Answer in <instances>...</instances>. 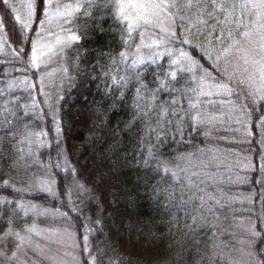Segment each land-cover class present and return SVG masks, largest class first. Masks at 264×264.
I'll return each instance as SVG.
<instances>
[{
	"label": "snow or ice",
	"instance_id": "1",
	"mask_svg": "<svg viewBox=\"0 0 264 264\" xmlns=\"http://www.w3.org/2000/svg\"><path fill=\"white\" fill-rule=\"evenodd\" d=\"M96 6L110 7L113 20L121 26L124 48L117 54H109L105 65H97L106 85L105 93H118L123 99L129 84L135 81L134 115L126 127L131 128L137 120L141 122L145 133L141 139V153L146 155L142 166L151 167L162 178H169L167 186H153L157 200L174 203V187H178L179 206L185 210V217L189 209L195 211L196 215L191 216L192 224H196L199 218L202 226L205 220H218V210L231 209L238 198L226 196L220 190L207 191V186L217 179L213 168L219 167L218 155L212 154L204 159V150L198 149L197 152L179 154L173 160L165 159L160 155L159 147L151 143L152 133L158 145L165 136L173 141L178 137V142L183 143L185 126L196 131L231 121L239 126L236 131L249 135L248 120L253 112L260 114L259 123L264 128V0H184L183 3L178 0H106L102 5H97V0H40L39 5L37 0H21L19 7L12 0H0V7L4 9V14H0V53L7 49L10 62L20 65L14 70L24 74L0 88V131L6 133L9 141L16 140L21 134L23 138L17 143L27 145V157L41 170L40 178L29 182L27 188H17L8 180H4L0 187L28 196L44 194L66 208H47L31 200L0 197V206H8L7 218L0 213V222L6 224L0 233V259L7 264H26L30 259L29 251L43 255L45 246L34 238L65 248L68 245L64 241L68 240L71 247H76L75 233L70 231L72 217L69 213L80 221L83 252L89 251V234L95 231L90 224L101 225L99 219L93 221L80 210L84 202L81 197L94 199L93 190L80 180L77 169L68 159L61 143L63 128L58 118L59 108L50 101L49 93H44V103L51 116L54 141L47 140V132L43 129L28 131L37 118L43 122L44 109L39 107L33 94L37 84L27 74L37 75L40 91L44 92L45 78L52 76L46 66L55 60L63 77L55 87L62 88L64 83L71 85L73 77L69 75V67H78V49L82 47L79 42L82 35H86V32L79 31L77 21L91 18ZM38 9L40 17L37 16ZM5 16L11 19L6 20ZM53 23L60 31L51 40L48 37L53 34L46 29ZM6 24L12 28L13 36L19 35V47L9 43ZM34 25L37 28L34 29ZM26 48L30 52L25 51ZM193 52L199 59L192 55ZM201 61L209 67H204ZM149 70L154 77V88L143 82V75ZM17 89L23 90L26 96H13ZM161 93H166L170 99L157 104ZM54 99L58 103L63 95L57 92ZM20 129L24 131L21 133ZM53 143L57 149L56 159L49 155L48 163H42L39 150L51 149ZM16 151L25 153V148L19 147ZM19 159H24V155ZM261 167L264 169V164ZM53 169L62 177L64 197L57 190ZM30 175L35 176V173ZM201 176L207 179H200ZM227 179L231 180V177ZM237 180L246 181L247 177H237ZM224 215L227 217L229 213ZM56 217L62 218L67 227L41 228L37 223L40 219L49 222ZM248 231L253 239L259 236L264 242V236L256 231L255 225H250ZM216 237L217 233L213 232L209 239ZM10 241L11 250L8 249ZM237 243L243 245L244 242ZM216 247L213 243L210 250L214 257H219L220 264H264V259L259 258L264 256V249L258 255L251 249L234 247L232 251L241 254L236 259L216 253ZM99 254L104 255L102 251ZM69 256L70 253H61L58 248L55 254L45 259L50 264H81L78 256L71 255L70 260L67 259ZM83 264H97V256H87Z\"/></svg>",
	"mask_w": 264,
	"mask_h": 264
},
{
	"label": "trees",
	"instance_id": "2",
	"mask_svg": "<svg viewBox=\"0 0 264 264\" xmlns=\"http://www.w3.org/2000/svg\"><path fill=\"white\" fill-rule=\"evenodd\" d=\"M39 3L40 0H37L38 5ZM105 3L106 0H97V5ZM0 14H4L2 7ZM37 16L40 17L39 9ZM5 19L11 18L5 16ZM77 26L79 31L86 32V35H82L79 42L82 47L78 49L80 56L78 67H69V75L73 77V82L71 85L64 83L62 87L63 99L59 100V115L63 128L61 143L65 146L68 159L77 169L80 180L93 190L94 199H86L83 206L87 207L85 212H89L92 220L101 221L98 231L94 234L96 243L98 242L101 247L104 244L108 248L107 253L96 248L98 255L100 251L104 254L103 257L100 255L101 261L107 263L105 259H109L108 261H116L119 264H208L209 257L213 255L210 250L208 224L203 222L201 226L199 218L196 224H192L191 216L196 213L191 209L187 218L185 217V210L179 206L181 196L178 187H174L176 192L174 203L167 204L164 200H157L153 186H167L169 178H162L151 167L142 166L146 155L141 153L143 147L141 139L145 135L141 122L137 120L131 128L126 127L134 115L133 104L137 84L135 81L129 84L123 99L119 98L118 93L113 95L105 93L106 85L97 65H105L109 54H117L124 50L121 26L113 20L108 6L93 7L91 18L78 20ZM5 28L10 32L14 43H20L19 35L13 36L12 28L7 24ZM192 55L199 59L196 52ZM10 60L8 53H0V88L5 87L7 81L24 75L14 70L20 65ZM204 67L207 68L209 65L204 63ZM153 81L151 70L145 72L143 82L148 84L149 88H154ZM16 95L23 98L26 93L17 89L13 92V96ZM168 99L170 97L166 93H161L156 103L160 104ZM42 115L43 122L37 118L28 131L35 132L38 128L47 126L54 141L52 120L47 108L44 107ZM259 115L253 112L251 119L248 120L250 132L248 137L240 135L241 141L236 140L237 142L234 141L227 146L223 145L219 150H214L215 138L230 135L226 125L207 129L202 127L196 131L185 126L183 143L178 142V137L173 141L165 136L158 145L155 134L152 133L151 143L159 147L162 157L169 160L182 153L197 152L198 149L204 150L206 154L204 159L216 151H219L222 157H237L238 150L246 146L247 155L243 156L251 159L254 168L247 174L248 179L242 182V185L222 183L223 192L242 194L250 192L254 210L250 214L256 220L257 229L262 231L264 228L258 210L264 213V169L261 167L264 164L262 160L264 137ZM23 131L20 129L21 133ZM0 137L3 138L0 139V185L4 180H8L17 188H27L28 183L35 179V176L30 174H36L39 168L27 157V146L17 143L23 138L22 135L18 134L16 140L9 141L6 133L0 131ZM241 142L243 143L240 146H235ZM19 147H24L25 153L16 151ZM51 149L55 152V143ZM21 155H24V159H19ZM13 164L15 167H11ZM215 170L214 167L213 172ZM57 175L59 193L64 197V185L60 182L62 177L59 172ZM209 189L215 191L212 185L207 187L208 192ZM0 197H7L9 200H36L48 206H61L44 194L28 196L4 187H0ZM231 209L226 207L218 212L222 217H225L224 213L239 212L242 216L247 213L238 202L233 203ZM0 213L3 218H7L8 206H0ZM188 225H191V228ZM5 227L6 224L0 222V233ZM80 229L82 232L81 226ZM261 236H264V232ZM12 247L10 241L8 249L11 250ZM256 248L258 254L264 249L261 237H258ZM260 257L264 259V256Z\"/></svg>",
	"mask_w": 264,
	"mask_h": 264
},
{
	"label": "rangeland",
	"instance_id": "3",
	"mask_svg": "<svg viewBox=\"0 0 264 264\" xmlns=\"http://www.w3.org/2000/svg\"><path fill=\"white\" fill-rule=\"evenodd\" d=\"M12 2L16 3L17 6L19 7L21 0H12ZM64 2H66V0H64ZM178 3H183V2H181V0H178ZM21 11L23 12L24 9H21ZM34 29H35V27H34ZM5 30L9 33V36H8L9 43L13 47H19L20 43H14V41L12 40V38L10 36V32L6 28H5ZM46 31L53 34V35L49 36L48 38L51 40H54L55 39L54 34L58 33L60 31V29L56 26L55 23H53V25L50 28L46 29ZM25 51L30 52V49L26 48ZM4 53H8V50L5 49ZM44 68H45V66L42 65V69H44ZM46 70L48 72L52 73V76H51V78H48V77L45 78L44 92L40 91L39 79H38L37 75H34L31 72L27 74L31 78V80L37 84V88L34 90L33 94H34L36 101L38 102V105L40 108H42V109H44V107L47 108V106L44 103V93L45 92L49 93L50 101L52 103H54L56 105V107L59 108V101H58V103H56V101L54 99L57 92H59L60 94L62 92V88L55 87L56 85H59L60 80L63 78L62 73L59 71V64L54 60L52 63H50L49 65L46 66ZM41 74H43V73H41ZM58 118L60 119L59 112H58ZM246 119H247V117H246ZM224 125H226L227 130L230 131V135H225V138L216 137L214 150H219L223 145L227 146L229 143H234V141H236V140H238V141L242 140V138H240V135H241V137H243L244 133L241 131L235 130L236 128L239 127L238 125L232 123L231 121H227ZM51 127L53 128L52 124H51ZM41 129H43L47 132V140L52 141L50 134H49V128H47V126L40 127L37 130H35V132H39ZM261 130H262V135L264 137V128L261 127ZM244 135H246V134H244ZM246 136L248 137V135H246ZM224 139H225V142H224ZM242 143L243 142L236 144L235 146H240ZM33 147H35V146L33 145ZM64 150H65V146H64ZM56 151H57V149L55 150V152H53L52 149L41 148L39 150V153H38L40 161L42 163H45V164L48 163L49 155H51V157L53 159H56ZM238 151H239V155H241V156L238 155L237 157H228V156L222 157V156H220L219 151L212 153V154H216L219 156V161H218L219 167L216 168L215 172H213V174H215L217 176V179L210 183V185L215 187V191H212L209 189L210 192H216L217 188H218V190L223 192L222 183H224V182L225 183H235V184L239 183L240 185H242V182L247 181V180L246 181H239V180H237V177H247V179H248L247 174H249L250 171H252V169L254 168L253 163L249 157L243 156V155H247L246 146L241 147ZM262 160H264V153H263ZM245 165L247 167H244ZM53 171L56 172V179H57L56 187H57V190L59 191V187H58L59 178L57 175L58 170L53 169ZM40 172H41V170L39 169V171L35 174L34 180H36L37 178H40ZM228 177H231V180L227 179ZM200 179L206 180L207 177L201 176ZM223 194H227L229 196L237 197L238 198L237 202L241 205L242 210L247 211V213L243 214L244 216H242L239 214V212L238 213L236 212V213H232V214L227 215V217H222L220 215V213L218 212L217 213V215L219 216L218 220H212V219L205 220L204 222L206 224H208L207 227L210 231V236L212 235L213 232L217 233V237L211 240L210 248L212 247L213 243H215L217 245V247L215 249L216 253H218V254L224 253L225 255H230L236 259H239L241 254L239 252L232 251V249L234 247L235 248L243 247L245 249H251V250L257 252L256 243H257L259 236L253 239L251 237L250 232L248 231V227L250 225H255L257 232L262 233V231L257 229L256 220H254V218L252 217V214H250L252 211L254 212L253 206H252L253 205V199L251 197V193L250 192H244L242 194L241 192H238V193H225V192H223ZM81 199L84 200L83 204H85L87 198L81 197ZM24 201H29V200H24ZM31 201L34 203L40 204L43 207H47V208L61 207L62 210H66V208H64L62 204H61V206H50V205L48 206V205L41 203L40 201H36V200H31ZM237 202H235V203H237ZM83 204L80 205V210L85 214V217H90L89 212L88 213L85 212V211H87V207H84ZM258 214L260 215V222L264 228V213L262 211L258 210ZM69 216L72 217V227H71L70 231L75 233V237H76V241H77L76 247H74V248L71 247L70 246L71 241H68V240L64 241V244L68 245V247L65 248L62 245H56V244L50 243L48 241H44L40 238H34L42 246H45L44 247V254L41 255L39 252L29 251L28 257L30 259L26 261V264H32V261H35V264H50V262L47 259H45V257L50 256L52 254H55L57 252L58 248L61 250V253L63 251H67L68 253H70V256L71 255L78 256L81 260V264H83L84 259L89 255H96L97 256V264H109V261H108L109 259H105L107 261V263L101 261V257H100V255H98V252L96 250V248L102 249L105 253H107V251H108V248L106 247V245L102 244V247H101L99 244H97L98 242L96 243V240L94 239V237H95L94 234L96 231H98L99 226L94 225V224H90V226L93 227L95 229V231L93 233L89 234V243H88L89 251L83 252L82 251L83 244L81 242L82 236H81V229H80L79 221L76 220V217L73 213H69ZM37 223H38L39 227H41V228L67 227L66 224H63L62 218H60V217H56L54 220L49 221V222H45L43 219H40L37 221ZM213 223H215V225H216L215 227L211 226ZM53 239H56V237H54ZM237 241H243L244 243H243V245H240L237 243ZM257 254H258V252H257ZM70 256L67 257V259L70 260ZM259 258L261 259V257H259ZM209 259H210V261L208 264H220L218 256L214 257L212 255V257H209ZM0 264H7V262L0 259ZM111 264H119V263L114 261V262H111Z\"/></svg>",
	"mask_w": 264,
	"mask_h": 264
}]
</instances>
